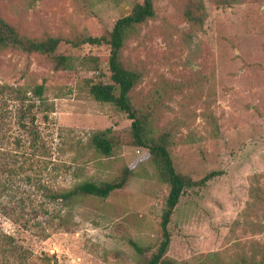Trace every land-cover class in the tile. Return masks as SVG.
Here are the masks:
<instances>
[{"label":"rangeland","instance_id":"374dc122","mask_svg":"<svg viewBox=\"0 0 264 264\" xmlns=\"http://www.w3.org/2000/svg\"><path fill=\"white\" fill-rule=\"evenodd\" d=\"M135 1L0 0V14L25 39L71 40L105 36ZM152 8L119 51L138 77L129 103L149 137L163 138L175 172L213 173L178 198L161 264H264V0H153ZM55 52L70 70H53L46 55L0 52V149L12 170L0 189V264H145L168 187L131 144L125 114L94 101L82 82L110 84L84 60L106 47L61 42ZM105 130L109 156L90 142ZM125 168L124 186L104 199L49 198Z\"/></svg>","mask_w":264,"mask_h":264},{"label":"trees","instance_id":"16d2710c","mask_svg":"<svg viewBox=\"0 0 264 264\" xmlns=\"http://www.w3.org/2000/svg\"><path fill=\"white\" fill-rule=\"evenodd\" d=\"M153 0H137L133 3L130 11L120 16L112 25L105 36L82 37L71 40H61L56 37H48L43 40H30L20 37L15 28L10 25L0 14V52L6 49L19 51L26 54L38 53L49 57L53 70H70L67 65V57L62 54H56L58 45L62 42L71 49H77L81 46H105L106 54L98 56H89L90 64H93V71L100 74H106L110 84H102L95 77L83 79V84L87 88L89 96L96 102L109 103L114 105L120 112H123L130 121L131 144L135 147L144 148L150 162L157 171L159 179L167 185L168 191L164 200V208L159 219V237L160 241L153 253H151L145 264H161L163 256L169 244V235L167 225L171 212L177 204L178 198L183 190L188 187H200L213 176V173L204 175L201 179L192 180L175 172L171 159L165 148L166 144L163 138L158 141L149 137L146 129L147 119L140 116L133 106L129 103L128 93L137 82V75L131 70L126 69L119 60V51L124 40L130 34L135 25L143 23L154 15L152 8ZM184 18L187 21H193L192 12L187 9L184 11ZM40 87L36 89L40 94ZM104 132L92 134L90 142L95 151L103 156H109L111 144ZM0 138V144L2 142ZM7 150L0 149V179L4 178L0 189L5 190L7 179L12 174L10 169ZM128 169H123L119 177L109 182H80L73 185L68 190L54 191L49 195L51 200L71 201L78 196H90L104 199L111 192L121 189L127 180Z\"/></svg>","mask_w":264,"mask_h":264}]
</instances>
